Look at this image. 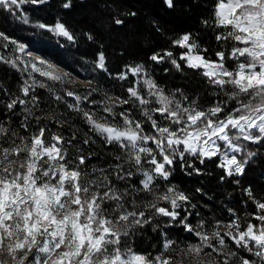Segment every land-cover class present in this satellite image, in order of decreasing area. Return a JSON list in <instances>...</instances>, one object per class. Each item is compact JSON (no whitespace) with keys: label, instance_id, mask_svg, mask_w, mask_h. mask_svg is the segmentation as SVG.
Wrapping results in <instances>:
<instances>
[{"label":"snow or ice","instance_id":"obj_1","mask_svg":"<svg viewBox=\"0 0 264 264\" xmlns=\"http://www.w3.org/2000/svg\"><path fill=\"white\" fill-rule=\"evenodd\" d=\"M45 2L0 0V8L12 13L25 4ZM165 2L169 7L173 6V0ZM62 7L70 8L71 0ZM214 17L215 26L225 29L216 35V40L234 42L227 57L222 50L216 53L218 59L206 58L207 49H202L191 33L182 34L173 41L174 45L187 50L178 58L168 50L150 57L157 63L168 59L177 70L181 67L178 60L185 61L192 69H202L208 83L219 89L224 97L206 109L197 107L195 100L188 102L180 89L171 95L165 94L151 78L142 81L147 88L146 96L135 86L127 89L128 99L106 96L99 102L89 100L96 88L82 96L65 87L64 95H61L46 81L64 86L71 83V73L57 70V66L46 58L28 51V45L0 31V39L5 41L0 47L7 50L9 44L14 46L8 55L0 53V63L10 64L22 74H28L21 87L25 97L34 93L37 87L47 89L56 101L67 103L65 96L73 97L75 103L67 104V107L81 113L107 145L115 143L121 149V155L114 156V165L93 167L89 172L82 166L91 158V153L87 157L80 154L69 158L68 147L77 138L75 133L67 140L55 133L48 137L46 132L50 129L39 126L42 119L54 121L58 127H63L67 121L54 114L36 115L33 109L39 107V97L35 95L30 101L18 96L11 99L7 103L9 110L17 104L24 105L22 112L26 115L20 127L27 132L29 122L34 119L38 129L23 136L0 122V264H185L186 260L189 264H264V214H259L264 213V202L254 199L250 187L245 191L259 210L253 215L258 224L248 220L242 228L239 217L227 223L216 220L209 233L205 231L204 220L198 221L195 227L187 223L189 212L181 223L186 232L198 238V243L188 244L178 258L165 254L175 243L171 239H165L163 251L151 259L149 254L121 247L122 238L153 219L152 216L146 218V212L138 210L141 206L176 220L179 216L176 209L182 203L190 202V197L174 185L163 192L156 190L157 178L167 181L176 160L181 162L182 170L193 168L199 175L200 169L191 163L184 164L186 154L197 157L201 164L205 158L219 155L222 160L218 167L223 168L227 176L243 175L248 161L256 153L248 151L238 159L237 154L243 151L239 141L264 143V0H217ZM21 19L28 23L26 15ZM114 22L123 24L121 19ZM36 27L69 41L75 39L59 19L54 25L38 23ZM86 35L89 40L93 39L91 34ZM226 59L235 61V68L226 67ZM97 67L107 71L103 52L98 54ZM126 67V72L118 74L121 80L127 79L129 72L133 76L144 72L140 64ZM34 73L46 81L37 80ZM135 83L139 85L141 80ZM227 86H231V91H227ZM153 100L157 107H150ZM82 101L99 104L98 111L103 115L84 110L80 106ZM29 103L32 107H28ZM230 103L235 107L230 108ZM128 104L139 106L144 119H135L131 108L119 113L115 111ZM156 114L160 120L155 118ZM117 116L122 124L115 122ZM147 125L151 126V132H145ZM89 142L90 139L83 141L85 145ZM149 142L154 147H150ZM145 164L150 167L145 168ZM132 168L143 173L140 188L133 184L119 188V182L127 183L134 175ZM220 179L223 181L224 177ZM141 191L150 193L152 200L137 204L136 195ZM160 201L168 202L172 210L160 206ZM229 212L235 215L232 209ZM221 228L225 230L221 232ZM226 237L237 249H244L258 259L238 256L236 251L229 249Z\"/></svg>","mask_w":264,"mask_h":264},{"label":"trees","instance_id":"obj_2","mask_svg":"<svg viewBox=\"0 0 264 264\" xmlns=\"http://www.w3.org/2000/svg\"><path fill=\"white\" fill-rule=\"evenodd\" d=\"M66 2L67 0H46L44 4L29 3L12 13L0 8V31L25 43L32 51L59 64L65 71L71 73V83L64 86L46 81V78L34 73L37 80H45L61 95H64L65 87L82 96L91 88H96L89 100L99 102L106 96L128 99L127 89L135 86L141 90L142 95L146 96L147 88L142 81L144 78H151L159 88L164 89L165 94L171 95L175 90L180 89L183 95L188 97V102L195 100L197 107L201 109L213 106L218 98H224L219 89L208 83L202 75V69H192L185 61L178 60L181 67L177 70L168 59L161 63L150 59L154 53L163 54L165 50L171 51L173 57L178 58L187 50L174 45L173 41L185 33H191L192 39L202 49H207V53L204 54L206 58L216 60L218 59L216 53L222 50L227 57L234 42L216 40V35L225 31L215 26L214 9L217 0H173L172 7H169L165 0H71V7L65 9L62 5ZM24 15L28 17V23H24L21 19ZM58 19L74 35V40L69 41L65 37L36 27L38 23L54 25ZM115 19H121L123 24L116 25ZM203 21L208 23L205 24ZM86 34H91L93 39L89 40ZM4 43L5 41L0 39V45ZM13 47L11 44L7 50L0 47V53L8 55ZM101 52L105 55L107 71L97 67L98 54ZM137 64L144 67V72L139 76H133L129 72L127 79L118 78V74L127 71L126 66L135 67ZM225 66L231 70L235 68L236 62L226 59ZM26 79H28L27 73L22 74L10 64L0 63V122H3L5 127H10L23 136L37 131L38 126L34 119L29 122L27 132L20 127L26 115L22 112L24 105L17 104L12 110L7 108V103L17 96L30 101L31 96L35 95L39 97V107L33 109L36 115L46 117L54 114L57 118L67 121L63 127H58L54 121L42 119L39 126L50 129L46 132V136L50 137L55 133L63 135L67 140L71 139L73 133L76 134L77 138L72 141L71 147L65 143L69 158L80 154L87 157V154L91 153V158L86 159L85 165L82 166L89 172L93 167L108 168L109 165L116 163L114 156L121 155L119 145L115 143L107 145L104 138L86 123L81 113L67 107V104L75 103L73 97L65 96L67 103L56 101L47 89L39 87L34 93L30 92L29 96L25 97L21 87ZM137 80H141L139 85L135 83ZM89 81L92 83L89 84ZM227 91H231V86H227ZM177 98L180 96L177 95ZM80 106L84 110L93 111H98L101 107L99 104L90 105L88 101H82ZM157 106L153 100L150 107ZM28 107H32L31 103ZM229 107H235V104L230 103ZM128 108L132 109L135 119H144L140 114V107H133L132 104L117 107L115 111L119 113ZM98 114L103 115L99 111ZM155 118L161 119L159 114H156ZM109 120L111 121L112 118L109 117ZM115 122L122 124L119 116L116 117ZM145 132H151L150 125L145 127ZM85 139H90L89 144L83 143ZM239 143L243 146V151L237 154L238 159H242L248 151L256 153L248 161L243 175L227 176L225 170L218 167L222 160L219 155L211 159L205 158L204 163L201 164L197 157L186 154L184 164L191 163L195 168L200 169L199 175L193 171V168L185 167L182 170L181 162L176 160L171 169L172 175L167 181L157 178L156 190L163 192L168 186L174 185L178 191H183L190 197V202L182 203L181 207L176 209L179 212L176 220L157 215L141 206L138 210L145 211L146 218L152 216L153 219L143 227H136L128 237L122 238L121 247H131L138 253L149 254L151 259L163 251L164 240L171 239L175 243L165 254L178 258V254L185 250L188 244L198 243V238L186 232L181 223L189 212L191 215L188 216L187 223L195 227L198 221L204 220L205 231L209 233L216 220L227 223L239 217L242 228L248 220L258 224L259 221L253 219V215L259 210L245 189L250 187L254 199L264 202V143L256 144L244 140ZM149 146L154 147L151 142ZM144 167L150 166L145 164ZM131 170L134 175L127 183L119 182V188L123 189L128 184L140 188L139 181L143 179V173L136 172L135 168ZM221 177H224L223 181ZM197 189L201 191L198 192ZM150 200H152L150 193L141 191L136 195L137 204ZM159 204L172 210L168 202L160 201ZM192 205L195 207L193 208ZM229 209H232L235 215L231 214ZM220 230L223 232L225 229ZM225 239L229 249L236 251L238 256L249 260L258 259L244 249H237L230 238ZM201 258L207 259L203 256ZM185 264L189 262L186 260Z\"/></svg>","mask_w":264,"mask_h":264},{"label":"water","instance_id":"obj_3","mask_svg":"<svg viewBox=\"0 0 264 264\" xmlns=\"http://www.w3.org/2000/svg\"><path fill=\"white\" fill-rule=\"evenodd\" d=\"M28 51L32 52V54H33V53L39 54V53H37V52L32 51V50L29 49V48H28ZM36 54H33V55L35 56ZM40 56L44 57L43 55H40ZM44 58H45V57H44ZM46 59H47V58H46ZM47 60H48L50 63L56 65V66H57V69H59V70H61V71H65V69L62 68L59 64H57V63H55V62H53V61H51V60H49V59H47Z\"/></svg>","mask_w":264,"mask_h":264},{"label":"bare ground","instance_id":"obj_4","mask_svg":"<svg viewBox=\"0 0 264 264\" xmlns=\"http://www.w3.org/2000/svg\"><path fill=\"white\" fill-rule=\"evenodd\" d=\"M34 54H36V53H34ZM37 55H41V54H37ZM46 58V57H45Z\"/></svg>","mask_w":264,"mask_h":264},{"label":"rangeland","instance_id":"obj_5","mask_svg":"<svg viewBox=\"0 0 264 264\" xmlns=\"http://www.w3.org/2000/svg\"><path fill=\"white\" fill-rule=\"evenodd\" d=\"M34 54V53H33ZM37 55V54H36ZM220 158L222 159V157L220 156Z\"/></svg>","mask_w":264,"mask_h":264}]
</instances>
